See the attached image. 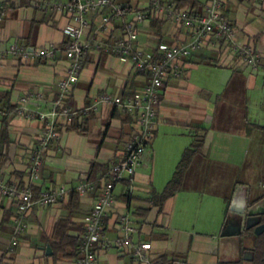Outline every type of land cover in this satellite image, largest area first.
<instances>
[{
	"label": "crops",
	"instance_id": "0c3cea01",
	"mask_svg": "<svg viewBox=\"0 0 264 264\" xmlns=\"http://www.w3.org/2000/svg\"><path fill=\"white\" fill-rule=\"evenodd\" d=\"M68 1L0 0V96L3 95V100L0 97V176L6 183L18 185L19 189L30 184L35 196L46 187L64 186L68 190L58 203L35 205L29 210L24 209L15 196L0 195V264H75L74 260L52 256L50 241H55L52 237L55 224L70 215L76 225L70 234L83 236L85 219L92 211L111 163L122 156L138 128L134 115L111 102L100 101L104 95L130 96L147 83V77L137 73L131 61L122 60L110 46L121 39L124 21L132 14L113 19L110 29L105 30L102 28L103 13H90L92 32L88 39L91 46L85 53L80 78L66 101L78 112L72 122L79 124L83 132L67 129L60 119L59 135L43 154L40 179L30 180L32 156L39 147L46 121L19 113V109L48 112L58 96V81L65 75L69 62L65 52L69 37L65 29L73 18L55 6ZM136 3L137 9L149 10L150 0H136ZM108 11L109 8L104 13ZM224 12L236 29L235 40L227 45L211 37L204 49L184 61L181 77L165 82L157 109V128L142 162L134 175L115 185L116 202L105 217L103 243L97 248L96 264H139L131 248L116 245L122 235L118 227L122 213H128L136 227L133 241L150 242L155 258L180 254L187 264H251L252 260L244 259V253L250 250L243 253V246L247 245L241 243L246 216L227 210L236 196L245 195L248 202L252 199L249 184L238 181L230 194H211L196 187H183L162 208L151 206L145 200L153 192L164 189L196 136L205 139L204 154L220 153L222 156L217 161L225 164L243 165L245 158L239 156L240 153L257 154L260 146L264 150V3L225 0ZM151 19H146L140 27L139 42L145 49L155 48L160 41L174 43L189 39L188 29L183 25L159 18L164 24L160 30ZM13 43L25 47L27 55L12 52ZM236 43H252L261 52L262 59L257 67L242 63L233 49ZM48 48L51 54H36ZM199 63L221 70L219 89L223 92L214 91L210 78L206 86L194 81L193 71L201 66ZM229 87L231 92L227 94L225 91ZM214 96L217 102L220 96L235 100L239 107L237 113L218 117L215 115L217 107H214L212 115ZM216 120L220 125L215 129ZM228 122L234 123V131L227 130ZM206 161V155L196 156L189 169L198 164L203 170ZM93 163L101 168L96 169L95 179H90ZM157 164L160 170L156 175ZM81 180L93 181L96 188L84 195L78 193V203L70 205L71 193ZM238 185L243 186L240 192ZM258 185L264 186V183ZM194 201H198L201 216L205 213L201 208L204 206L214 219H199L188 230L177 222V214L182 210L180 216L183 214L185 220V216H189V203ZM255 204L260 205L257 215L264 213V198ZM17 218L26 226L16 235ZM208 226L213 230H197ZM15 236L18 243L12 245ZM205 244H221L227 249L230 245L233 253L229 256L224 246L226 253L221 258L205 251ZM47 245L52 250L49 255L46 254Z\"/></svg>",
	"mask_w": 264,
	"mask_h": 264
},
{
	"label": "built area",
	"instance_id": "2783aa9c",
	"mask_svg": "<svg viewBox=\"0 0 264 264\" xmlns=\"http://www.w3.org/2000/svg\"><path fill=\"white\" fill-rule=\"evenodd\" d=\"M247 1H252L254 4L264 3V0ZM224 3L225 0H205L201 12L192 11L187 7L178 8L172 0H150L149 10L145 12L129 5L116 4L114 0H69L55 6L58 11H67L73 18L65 29V33L69 37L65 47L69 62L65 75L58 81V96L48 112H29L24 107L19 109V113H24L31 118L37 116L46 121L39 138V147L32 156V163L29 168L31 181L40 179L44 162L43 154L49 144L59 135L58 125L60 119L65 124H70L78 114L66 101L80 78L85 53L91 46L88 39V35L92 32L89 19L90 13H103L102 28L105 30L110 29L113 19L132 14L130 18L124 21L121 39L110 46L112 51L118 53L122 60L131 61L137 73L147 77L145 86L130 96H115L112 98L109 95H104L100 100L111 102L134 115L137 118L138 128L134 139L126 144L122 156L111 163L106 173L105 182L100 188L92 211L85 219L81 256L75 264H96L97 248L103 243L105 217L116 202L114 196L115 185L126 177L134 175L142 162L144 152L154 137L157 128V109L161 102L165 82L171 78L181 77L185 68L184 61L195 52L204 49L211 37L227 45L235 40L236 29L225 15ZM108 8L110 11L104 13L105 9ZM150 16L171 20L173 23L183 25L188 29L189 39L183 38L174 43L160 41L155 48L145 49L139 42L140 27ZM233 49L242 63L247 66L257 67L262 59L261 52L252 43H236ZM10 50L27 55V49L17 43H13ZM45 53L51 54L52 50L50 48L41 49L36 54L43 56ZM95 188L93 181L81 180L76 187V191L84 195ZM67 193L68 190L64 186L58 188L46 187L40 191L38 196H35L30 184H27L24 189H19L18 185L6 183L0 176V195L15 196L26 210L33 208L35 205L56 204ZM16 223L15 233L17 235L25 230L26 225L19 218L16 219ZM118 227L122 233L116 241L119 248H131L132 255L139 264H163L160 257H153L150 242L133 241L136 227L128 213H122L119 216ZM17 243L18 240L15 236L12 245H17Z\"/></svg>",
	"mask_w": 264,
	"mask_h": 264
},
{
	"label": "rangeland",
	"instance_id": "374dc122",
	"mask_svg": "<svg viewBox=\"0 0 264 264\" xmlns=\"http://www.w3.org/2000/svg\"><path fill=\"white\" fill-rule=\"evenodd\" d=\"M198 66L199 68L195 71H193V79L195 82H199L201 85L206 86V83L209 82V78L213 81L212 84L213 89L215 92H223V89H219L220 87V78L218 73H222L221 70L217 68H211L209 66H205L207 64L205 63H199ZM211 69L212 72L210 71ZM209 71V72H205ZM230 93V87L229 90L225 91ZM223 96H220L218 100L219 102L215 101L216 96L212 97V115L216 114L218 117L224 116V115H235L238 111V108L236 106V101L235 100H227L224 99ZM214 107H217V109L214 110ZM218 120V119H217ZM215 121L213 123V127L216 129L218 127L217 125H220L218 121ZM224 124V123H222ZM226 126H228L227 130L229 131H234V123H226ZM263 141V139H262ZM262 141H260L262 143ZM204 147L202 148L201 152H199L196 156L197 157H203V155L207 156V161L205 164V168L203 170L199 169L198 164L193 166L192 168L188 169L185 173V177L183 180V187H196L201 190H207L211 194H216L217 193H222V194H230L233 189L235 188V185L237 182H244L246 184H249L250 190H251V196L252 198H255L257 195L260 193L264 192V186H259L258 183L262 182L264 183V150L263 147H258V152L259 153H252V155H247L246 153H240L239 156H243L245 158V164H239V163H223L220 161H217V158H220L222 155L220 153H209V154H204ZM210 149V148H209ZM208 150V148H207ZM211 150V149H210ZM213 151V150H211ZM211 159V160H210ZM161 161V160H160ZM164 160L161 162V166L163 164ZM158 170H160L159 164H157L155 168V174H158ZM146 173L145 171H143ZM154 174V175H155ZM155 175V177H156ZM206 185V186H204ZM121 185L118 186L120 188ZM243 188V186L238 185L239 188ZM198 201L190 202L189 203V216H185V220L183 217V214L180 216V212L182 213V210H178L177 214V222L179 221L181 225L184 228H187L188 230H191L193 228V222L197 220H202L205 221L207 218H210V220L214 219V215L212 216L211 212L208 213L207 208L206 210L204 209V206L201 207L205 211L204 214H199L198 211L200 210V207H198ZM213 207V206H212ZM197 208V209H196ZM212 211H215V209H212ZM181 217V218H180ZM203 219H202V218ZM202 232H206L207 230H213V227H200ZM205 230V231H203ZM211 232V231H210ZM215 245V246H214ZM205 244L203 246L205 251H209L211 253H214L217 256H220L221 258H224L225 256V245L221 244ZM225 246V248H224ZM215 247V248H214ZM214 249V250H213ZM227 249V248H226ZM228 252L227 254L230 256L232 252V247L229 245L228 247ZM247 263V262H245Z\"/></svg>",
	"mask_w": 264,
	"mask_h": 264
},
{
	"label": "trees",
	"instance_id": "16d2710c",
	"mask_svg": "<svg viewBox=\"0 0 264 264\" xmlns=\"http://www.w3.org/2000/svg\"><path fill=\"white\" fill-rule=\"evenodd\" d=\"M176 3L178 8L187 7L192 11L201 12L205 0H172ZM114 3L119 5H129L130 7L137 8L138 4L136 0H114ZM151 22L154 26H157L160 30L163 28L164 24L162 20L157 17L150 16ZM135 93V92H134ZM1 100L3 95L0 96ZM66 128L69 130H76L83 132L82 129L78 128L79 124L74 125L73 122L66 124ZM5 130L3 131V135ZM204 137L196 136L193 143L185 149L180 161L178 162L172 178L168 181L164 189L160 192H153L151 197L146 198V202L151 206H158L162 208L165 202L173 197L178 191L183 188V180L185 177L186 171L189 169L193 159L196 155L201 152L204 147ZM97 166V167H96ZM101 165L93 163L90 171V179H95L94 173L96 169L100 170ZM98 170V171H99ZM99 178V177H98ZM40 192L36 193L38 196ZM78 192L73 190L70 198V205L78 203ZM264 198V192L260 193L256 198L249 199V206L254 205L259 200ZM229 204V202H228ZM230 204L227 205V210ZM149 208L146 210L148 211ZM230 210V209H229ZM264 223V213L258 215L248 216L246 215V221L244 225V230L242 232L241 243L243 246V253L245 250H250L253 253V259L251 264H264V231L260 234H256V227ZM76 228L75 223L72 221L70 215L65 218H61L55 224L53 230V240L50 241L53 254L52 256L56 257L59 255L64 259L77 261L81 256V244L82 237L70 234V230ZM85 230V228H84ZM248 242V244L246 243ZM160 259L163 264H187L183 257L179 254L167 255L163 254L160 256Z\"/></svg>",
	"mask_w": 264,
	"mask_h": 264
},
{
	"label": "water",
	"instance_id": "95a60500",
	"mask_svg": "<svg viewBox=\"0 0 264 264\" xmlns=\"http://www.w3.org/2000/svg\"><path fill=\"white\" fill-rule=\"evenodd\" d=\"M241 189L243 188H239L238 192L241 191ZM257 206V204H254L252 206H249L248 204V200L247 197L244 196H236L233 201L231 202L229 209L231 212L237 213L239 215H248V216H252V215H257V209H254ZM264 231V223L257 226L255 233L256 234H260ZM52 250L51 247L49 245H47L46 247V254H51ZM244 259L245 260H252L253 259V253L251 251H246L244 253Z\"/></svg>",
	"mask_w": 264,
	"mask_h": 264
},
{
	"label": "bare ground",
	"instance_id": "6f19581e",
	"mask_svg": "<svg viewBox=\"0 0 264 264\" xmlns=\"http://www.w3.org/2000/svg\"><path fill=\"white\" fill-rule=\"evenodd\" d=\"M259 208H260V205H257L254 209H257L258 210Z\"/></svg>",
	"mask_w": 264,
	"mask_h": 264
}]
</instances>
